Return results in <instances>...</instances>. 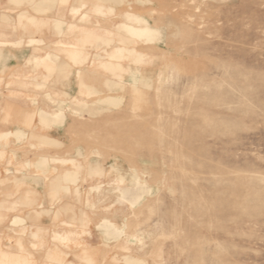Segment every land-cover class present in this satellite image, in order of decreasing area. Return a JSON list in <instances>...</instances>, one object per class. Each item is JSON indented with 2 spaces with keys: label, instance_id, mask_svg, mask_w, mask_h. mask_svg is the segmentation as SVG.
Segmentation results:
<instances>
[{
  "label": "rangeland",
  "instance_id": "rangeland-1",
  "mask_svg": "<svg viewBox=\"0 0 264 264\" xmlns=\"http://www.w3.org/2000/svg\"><path fill=\"white\" fill-rule=\"evenodd\" d=\"M0 39V264H264V0H0Z\"/></svg>",
  "mask_w": 264,
  "mask_h": 264
},
{
  "label": "crops",
  "instance_id": "crops-1",
  "mask_svg": "<svg viewBox=\"0 0 264 264\" xmlns=\"http://www.w3.org/2000/svg\"><path fill=\"white\" fill-rule=\"evenodd\" d=\"M80 7H74L73 11L74 12H79ZM130 16L133 17V19L135 20V22H137L139 25H133V24H125V28L133 33L134 35H136L139 38L145 39L146 41H153L157 38V36L160 34V29L153 27L148 20H146L145 18L136 15V14H129ZM27 18L28 20H30L31 22H38V19H36L34 16H28L26 13H21L20 14V18ZM85 19H88L87 15L83 16ZM56 29L59 32H63L62 26H61V22L57 21L56 22ZM97 37V35L95 34V31L93 29H85V37H84V42H90L91 39ZM105 41H111V39L109 40H105ZM120 41L123 43L121 46L117 47V51L113 52L112 54H110L109 56L113 59V61L108 62V67H111L114 69L115 72H117L116 77L118 80H122V78H120V76L124 75L125 73H135V71L132 72V69L130 66H124V64L121 62L122 60H124L127 57L130 56H134L135 58V62L136 63H140L143 61V57L145 56L144 53L138 51L136 49L135 46H130V44L132 43V40H128V39H120ZM8 43H11V41L5 40V39H0V45H6ZM5 54V55H4ZM3 55H0V67L4 66V64L9 63V54L8 53H4ZM74 57L75 59H77V63L81 64L83 63L86 59H87V55H83V51L79 50L77 52H74ZM57 56V55H56ZM114 59H117V61H114ZM29 62L32 63H38V64H48L49 61L52 60V55L50 53L46 54L45 56H34L28 59ZM140 69L136 70V73L139 71ZM78 73H80V69L78 70ZM135 77V81L137 82V77L135 75H133ZM51 114V115H50ZM38 117H40V121L43 125H47L49 126L51 123L54 124H63L65 117H64V113L62 112V108L57 110L56 112H51L49 110H40L39 113L37 114ZM30 117H35V114L31 115ZM22 130L19 129L17 130V133L19 135L22 134ZM10 133H5L1 136H7ZM42 138L46 141V142H59L58 139L52 138L50 136L47 135H43ZM44 161L42 162L43 165ZM107 227H109V225H106ZM111 227V225H110ZM118 233L121 234V231H118ZM73 264V263H70Z\"/></svg>",
  "mask_w": 264,
  "mask_h": 264
}]
</instances>
